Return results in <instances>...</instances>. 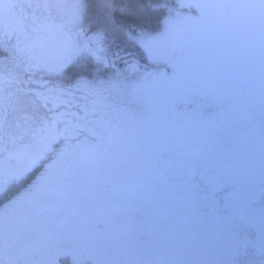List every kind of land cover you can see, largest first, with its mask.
Returning a JSON list of instances; mask_svg holds the SVG:
<instances>
[{
	"label": "snow or ice",
	"instance_id": "1",
	"mask_svg": "<svg viewBox=\"0 0 264 264\" xmlns=\"http://www.w3.org/2000/svg\"><path fill=\"white\" fill-rule=\"evenodd\" d=\"M69 3L75 19L81 0H39L45 11ZM98 8L134 21L121 33L136 48L127 55L147 63L131 79L48 90L68 107L89 100L90 111L71 113L66 149L0 205V264H56L66 244L99 247L97 264H218L213 237L226 220L242 233L258 224L264 250V0ZM84 130L94 142L72 144ZM241 203L245 217L233 211Z\"/></svg>",
	"mask_w": 264,
	"mask_h": 264
},
{
	"label": "flooded vegetation",
	"instance_id": "2",
	"mask_svg": "<svg viewBox=\"0 0 264 264\" xmlns=\"http://www.w3.org/2000/svg\"><path fill=\"white\" fill-rule=\"evenodd\" d=\"M59 9L53 6L45 11L39 6V0H0V205L27 191L66 149L69 141L63 131L65 121H76L71 113H80L81 107L90 111L87 99L77 98L68 107L49 97V89L70 90L80 81L74 67L82 51L78 41L74 42L76 26L66 27L58 15ZM62 31L69 32L71 38L65 39L63 51L55 44L57 38H63ZM56 66H59L58 71L50 70ZM122 70L126 71L123 68L119 73ZM94 74L103 78L95 80L94 84L111 80L98 71ZM86 94L85 90L77 97ZM34 108L36 114L32 115L30 110ZM61 112L69 115L57 120L54 127L51 118ZM84 141L94 142L87 130L81 131L71 143ZM233 211L246 216L243 203ZM213 238L216 246L213 258L218 264H264L258 224L242 233L226 220ZM72 246L66 244L56 250V264H63L66 257L62 250ZM110 250L105 247L106 254Z\"/></svg>",
	"mask_w": 264,
	"mask_h": 264
},
{
	"label": "trees",
	"instance_id": "3",
	"mask_svg": "<svg viewBox=\"0 0 264 264\" xmlns=\"http://www.w3.org/2000/svg\"><path fill=\"white\" fill-rule=\"evenodd\" d=\"M86 14L83 18V26L87 34L92 32H99L102 34L101 49L98 55L101 59L92 53V48H87L85 56L80 57L75 66L77 69L86 66L87 73H94L98 71L100 75L107 76L119 72L124 66L133 65L132 57L127 53L131 51L136 55V48L134 44L126 42L124 36L121 34L122 30L133 29L134 21L130 18H120L113 16L112 12H106L103 8H98L102 5L104 0H85ZM111 18V19H109ZM162 21V20H161ZM105 58L107 63L105 62ZM139 65L144 66L147 63V58L141 54Z\"/></svg>",
	"mask_w": 264,
	"mask_h": 264
},
{
	"label": "rangeland",
	"instance_id": "4",
	"mask_svg": "<svg viewBox=\"0 0 264 264\" xmlns=\"http://www.w3.org/2000/svg\"><path fill=\"white\" fill-rule=\"evenodd\" d=\"M81 3L83 5V7L80 10L79 16H77L75 19H72V5L70 3L63 5L62 7H59L60 9H59V13H58L59 17L64 20L63 24H65L66 27L70 26V28H72V27L76 26L75 27L76 32H74V38H75L74 42H76V40H77L79 45L82 48V51H81L79 58L83 57V56H85V54H87V52H86L87 48H92V53L96 52L98 49L99 50L103 49V48L101 49V45H100L101 40L97 41L96 39H94V37L99 32H92V34H87L85 29H84L83 18L86 14V1L81 0ZM163 27H164V24H163V20H162L161 24H160V30H163ZM65 31H67V29ZM65 31H62L63 32V34H62L63 38H61V39L57 38L56 43H55L56 47L61 51H63L62 45H63V47L66 45L65 39L66 38L71 39L70 33L65 32ZM143 67L144 66H140V65H139V68L133 67L131 65L124 66L123 68L126 69V71L122 70V73L116 72V73L110 74L109 76L107 75L106 78L110 77V79H112L117 73H119V76L121 78H124L123 77V75H124V76L131 79L133 77V74L142 70ZM75 71H76V74L78 75V78L80 79V81L86 80V81L94 84L95 80L103 79V78L97 76L96 74H94L92 72L87 73L86 71H83V68L76 69ZM98 82H100V81H98ZM59 83H63V81L59 82ZM61 86L62 85L58 84V87H61ZM77 95H82V91L80 93H78ZM29 99L31 101L32 96H31V98L29 97ZM30 112L32 115H33V113L36 114L35 108H34V110L31 109ZM39 114L40 113H38L36 116H38ZM64 249L65 250H62V252L65 255L64 257H66V258L64 259L63 264H97V261L102 258V256L99 254V248L97 249L96 247L93 248L91 246H85L82 249L81 247L72 246V247H65ZM83 251L88 252V253L84 254ZM112 254H113V250L108 251L106 254L105 248L103 249L104 257L111 256Z\"/></svg>",
	"mask_w": 264,
	"mask_h": 264
}]
</instances>
